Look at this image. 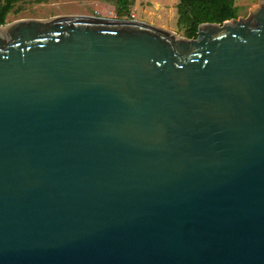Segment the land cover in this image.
I'll return each mask as SVG.
<instances>
[{"label":"water","instance_id":"obj_1","mask_svg":"<svg viewBox=\"0 0 264 264\" xmlns=\"http://www.w3.org/2000/svg\"><path fill=\"white\" fill-rule=\"evenodd\" d=\"M0 264H264V0L0 24Z\"/></svg>","mask_w":264,"mask_h":264},{"label":"rangeland","instance_id":"obj_2","mask_svg":"<svg viewBox=\"0 0 264 264\" xmlns=\"http://www.w3.org/2000/svg\"><path fill=\"white\" fill-rule=\"evenodd\" d=\"M128 16L121 19H134L158 26L184 37V29L176 23L177 0H127ZM257 0H235L237 16H244ZM117 0H25L14 4L7 13L4 23L19 19H47L61 15H79L120 19L119 12L124 8Z\"/></svg>","mask_w":264,"mask_h":264},{"label":"trees","instance_id":"obj_3","mask_svg":"<svg viewBox=\"0 0 264 264\" xmlns=\"http://www.w3.org/2000/svg\"><path fill=\"white\" fill-rule=\"evenodd\" d=\"M25 0H0V24L4 23L5 16L14 4ZM118 5L124 8L119 17L128 16L127 0H117ZM122 5V6H123ZM176 23L183 27L184 37H195L198 23H221L224 20L237 16V6L234 0H177Z\"/></svg>","mask_w":264,"mask_h":264},{"label":"crops","instance_id":"obj_4","mask_svg":"<svg viewBox=\"0 0 264 264\" xmlns=\"http://www.w3.org/2000/svg\"><path fill=\"white\" fill-rule=\"evenodd\" d=\"M234 2H235V0H234Z\"/></svg>","mask_w":264,"mask_h":264}]
</instances>
